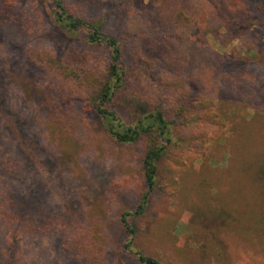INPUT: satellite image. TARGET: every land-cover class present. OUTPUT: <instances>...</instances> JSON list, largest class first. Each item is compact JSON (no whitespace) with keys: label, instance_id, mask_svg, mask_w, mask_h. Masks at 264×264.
Here are the masks:
<instances>
[{"label":"rangeland","instance_id":"1","mask_svg":"<svg viewBox=\"0 0 264 264\" xmlns=\"http://www.w3.org/2000/svg\"><path fill=\"white\" fill-rule=\"evenodd\" d=\"M65 1L82 17L105 15L106 30L123 35L122 11L107 0ZM156 2L129 0L126 8L149 11ZM194 38L220 56L233 58L238 70L247 71L251 79L240 78L227 90L221 84L218 104L226 128L211 136L203 157L178 177L177 188L152 194L140 216L134 214L144 190L135 178L139 152L112 141L100 119L82 108L73 111L72 143L51 144L39 123L46 121L42 105L25 82L31 75L29 63L14 48L7 47L8 55L0 52V188L7 196L3 202L12 201L15 208L0 210L1 264H79L69 258L67 249L88 241L98 243L101 264H140L126 248L122 214H132L127 218L135 230L134 250L162 264H264L263 253L257 255L248 242L230 232L231 217L211 195L218 188L221 202L224 193L232 199L233 210L252 201L249 158L242 156L230 168L228 142L232 130L255 110L264 113V28L246 20L206 36L201 22ZM38 40L32 45H45L44 35ZM118 103L126 121L147 112L137 100L121 97ZM217 176L216 188L211 184ZM19 207H24L23 222Z\"/></svg>","mask_w":264,"mask_h":264},{"label":"trees","instance_id":"2","mask_svg":"<svg viewBox=\"0 0 264 264\" xmlns=\"http://www.w3.org/2000/svg\"><path fill=\"white\" fill-rule=\"evenodd\" d=\"M107 3L122 11V36L106 30L105 15L82 17L65 0H0V52L8 55V48H14L29 63L31 75L25 82L34 88V99L42 105L46 121L39 123L51 144L72 143L73 111L82 108L85 114L100 119L112 141L139 152L135 178L144 190L134 214L140 216L152 194L177 188L178 177L203 157L211 136L226 128L225 113L218 104L221 84L227 90L240 78L251 79L247 71L238 70L233 58L222 57L195 40L198 25L204 23L206 36L241 26L246 20L264 28V0H157L151 10L139 12L126 8L129 0ZM42 30L44 34H40ZM39 35H44L45 45L33 46L40 42ZM121 97L140 101L147 112L126 121L119 112ZM232 133L229 167L248 156L246 172L254 175L252 201L233 210L232 199L223 193L222 203L216 187L218 176L211 184L218 192L211 195L231 217L230 232L261 255L264 113L255 110ZM5 194L0 188V198H4L0 210L10 206L15 210L12 201L3 202ZM23 210L19 207L22 222ZM128 215L132 214L121 215L128 235L126 248L136 254L140 264H162L134 250L135 230ZM97 245L79 242L67 253L79 264H101Z\"/></svg>","mask_w":264,"mask_h":264}]
</instances>
